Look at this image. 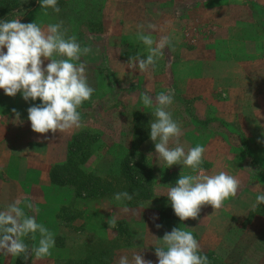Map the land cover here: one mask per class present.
Masks as SVG:
<instances>
[{
    "label": "rangeland",
    "instance_id": "374dc122",
    "mask_svg": "<svg viewBox=\"0 0 264 264\" xmlns=\"http://www.w3.org/2000/svg\"><path fill=\"white\" fill-rule=\"evenodd\" d=\"M36 1L0 0V17L8 16L6 13L10 10L13 15L20 13L23 7ZM251 1L57 0L61 10L54 13L58 22L63 21V25L72 28L82 47L90 46L96 51L95 56L91 51L90 55L80 58L97 64L95 69L89 70L93 88L103 100L96 127L106 129L110 137L116 138L118 134L121 140L118 145L108 141L116 158L130 156L134 113L137 110L145 114L138 118L143 120L142 131L146 135L138 152L146 160H143L144 165L149 166L143 167L141 176L150 177L152 193H148L144 201L140 199V203L148 208H161L164 199L168 201L165 198L168 188L175 185L179 175L196 174L183 164L167 167L155 153L150 139V123L155 117L151 114L153 108L142 104L144 93L154 99L160 92L173 89V103L168 110L181 125L180 143L185 145V150L203 145V158L208 162L203 160L200 167L206 173L225 171L240 181L237 195L225 200L220 209L205 205L198 220L180 221L171 215L161 221L159 230L148 234L147 239L160 242L164 233L173 227L190 231L199 242L201 254L211 252L213 264H264V214L250 213L258 206L253 207L257 194L264 190V143L258 142L264 141V88L251 79L250 83L245 71L246 63L252 61L249 59H255V55L264 57V22L261 20L264 11ZM241 5L244 8H237ZM19 6L22 7L17 11L12 10ZM230 8L237 16L242 15L240 10L243 9L260 19L256 26L262 37L257 40L235 38L242 32L248 34V27L227 21V17H217L218 24L211 17L214 12L220 13V9L228 16ZM149 23L155 25V29H148ZM138 24H144L145 32H151L155 39L161 35L173 37L172 44L156 60L155 68L150 67L146 72L128 69L129 57L147 55L146 46L137 40ZM106 66L112 71H104ZM261 66L257 70H264V61ZM107 108L110 113L104 112ZM258 123L262 128L254 135ZM174 146V141L170 140L169 147ZM169 207L172 214L171 205ZM65 215L63 217L71 221L72 211ZM82 237L88 238V233L83 232ZM121 237L138 242L137 250L146 251L145 231L141 226L125 225ZM154 263L157 264V259Z\"/></svg>",
    "mask_w": 264,
    "mask_h": 264
},
{
    "label": "clouds",
    "instance_id": "9594fccd",
    "mask_svg": "<svg viewBox=\"0 0 264 264\" xmlns=\"http://www.w3.org/2000/svg\"><path fill=\"white\" fill-rule=\"evenodd\" d=\"M41 9L51 8L59 13L57 0H38ZM47 15V11H45ZM137 40L147 48V55L128 58V69L146 72L155 68L156 60L162 57L164 49L172 44L171 35H161L155 39L151 32H145V25L138 24ZM148 29H155L149 23ZM63 21L49 23L42 27L36 22L22 23L20 19L0 20V89L14 97L18 92L25 101L39 98V104L27 108V119L32 131L40 134L63 132L81 125L80 106L89 101L94 88L88 83L86 64L80 57L89 54L90 46H81L76 36H67ZM6 49V51H5ZM45 60L47 64L45 65ZM174 90L160 92L153 99L147 93L141 95L144 107L153 108L155 117L150 123V139L154 142L155 153L167 165L183 164L196 174L179 175L175 185L168 188L166 196L172 210L180 221L198 220L203 206L211 205L220 209L225 200L235 197L240 181L225 171L206 173L200 166L203 163L205 147L196 145L185 150L180 143L181 125L172 118L168 110L172 105ZM19 121L20 113L11 110ZM47 139V137H44ZM170 140L175 146L169 147ZM264 143V141H258ZM134 194L128 191L114 194L116 201H131ZM264 204V190L256 196L257 205ZM34 205L29 197L22 196L0 210V252L21 257L27 261L33 254L37 259L51 255L55 246V235L35 216L28 215L25 209ZM155 215L153 219H155ZM111 229L117 228L116 218L108 220ZM160 228V224L155 225ZM38 243L29 246L24 237L31 234ZM155 247L157 264H209L206 255L201 254L199 242L190 231L173 227L159 239ZM118 264H153L139 253L131 259L127 255L119 257Z\"/></svg>",
    "mask_w": 264,
    "mask_h": 264
},
{
    "label": "crops",
    "instance_id": "0c3cea01",
    "mask_svg": "<svg viewBox=\"0 0 264 264\" xmlns=\"http://www.w3.org/2000/svg\"><path fill=\"white\" fill-rule=\"evenodd\" d=\"M252 1L264 11V0ZM20 7L22 6L14 7L12 10L17 11ZM237 8L244 7L241 5ZM45 11H47V15H45ZM219 11L220 13L214 12L211 16L216 23H218L217 17L222 19L227 17V21L231 20L234 23L248 27V34L245 35L242 32L239 36H235V38L257 40L262 37L257 32L256 22H261V20L264 22V15H262L261 20H258V18L253 17L243 9L240 10L242 13L240 16L233 14V8L228 9V16L224 14L223 10L220 9ZM10 13L11 10L6 13L8 16L4 15V17H0V20L8 17V19H20L22 23L34 21L42 27L47 26L49 23L58 22L54 17V13L56 12L51 8L47 10L41 9L38 0L32 5L23 7L20 13L14 15ZM63 28L67 29V36L73 35V30L70 26L63 25ZM91 49L92 54L95 56V49ZM249 60L252 61L246 63L248 70L245 68L249 81L251 79L264 88V70H257L262 67L264 57L257 58L255 55V59ZM47 62L45 60V65ZM79 62L88 63V66L86 64L88 83L91 87H94L89 70L95 69L97 64L86 58H80V61L77 63ZM103 70L112 71L108 66ZM254 82L253 84L255 85ZM255 95L257 94L255 93ZM101 97L104 98L105 96ZM242 97L246 98V95H242ZM96 98H98V94L97 90L94 89L91 99L85 101L80 106V127L55 134L51 132L40 134L32 131L30 121L27 119V108L33 104H39V98L35 101H32L31 98L25 101L19 92L14 97H10L4 94L3 89H0V210H4L8 204L18 197L27 196L34 207L32 210L25 209L26 213L35 216L38 223L43 224L55 235V246L51 249V255L37 259L33 254L25 261L21 257L5 255L0 252V264H58L65 257V253L77 252L81 241L84 239L93 243L97 242V240L111 242L117 239L115 249L110 258V264H118L119 257L122 255H127L131 259L134 252H140L143 258L151 260L153 263L157 259L154 249L156 246H159L160 242L156 241L157 239H153L154 241L152 242L147 238L150 232L159 230L162 227L161 221L164 218L160 213L161 208L157 206L148 208L144 206V203L127 205L125 201H115L104 194L97 196L79 195L72 188L56 186L50 180L51 168L56 164L66 162L70 142L75 135L82 131L97 134V142L102 140L105 143L100 144L102 143L101 141L94 146L95 149L84 163V167L101 178L110 171L109 169L114 163L117 154H114V151H112L113 146L108 141H113L114 146H116L121 140L117 137V132L116 138H114L108 135L106 129L100 126L99 128L96 127V119L99 115L98 113H100L98 110L103 111L101 108L103 100L101 101V98ZM13 108L20 113L19 121H17L15 114L11 111ZM109 109L112 111L111 107ZM109 109L107 108L104 112H108ZM234 116L232 117L234 118ZM224 119L226 121V118ZM261 128L262 126L258 123L253 134H259ZM45 136L47 139L44 138ZM130 145L131 141L129 148ZM203 160L208 162L206 158H203ZM70 210L72 211L71 221L64 218L66 216L65 213ZM73 212H75V216ZM154 215L155 219H153ZM113 217L117 220V228L111 229L108 225V220ZM148 218L152 220L149 221ZM156 224H160L161 227L156 228ZM123 225L124 227L126 225L131 228L137 225L143 228L145 231L144 245L146 251L137 250L138 242L121 237ZM83 232L88 233L89 237H82ZM36 236V241L31 239L30 234L28 237L23 238L24 242L31 247L38 243L39 233H36ZM106 241L104 245L107 244Z\"/></svg>",
    "mask_w": 264,
    "mask_h": 264
},
{
    "label": "trees",
    "instance_id": "16d2710c",
    "mask_svg": "<svg viewBox=\"0 0 264 264\" xmlns=\"http://www.w3.org/2000/svg\"><path fill=\"white\" fill-rule=\"evenodd\" d=\"M140 116H145V114L136 110L133 116V131L130 145L132 152L129 153L130 156L115 158L114 163L118 164V166L114 163L112 164L109 170H113L114 172L110 175L106 173L104 176L105 178H101L84 167V163L89 159L95 149L92 145L97 141L98 137L97 134L89 131H82L75 135L70 142L66 162L56 164L51 168V182L56 186L72 188L79 195L97 196L99 194H104L110 199H114V194L117 192L128 191L130 194L134 195L131 201L125 200L127 205L139 204L140 199L144 201V198L148 197V193L151 192L152 185L150 177L141 176L144 171L143 167L146 166L144 165V161L146 160L143 158V154L138 151L139 145L143 142L146 135H144L142 131L143 120H141V118L138 120ZM90 142L92 143L89 145ZM149 165L151 164L149 163ZM115 168H117L116 171ZM169 206V201L164 199V203L160 210L161 216L164 219H168L171 215L172 217H177L173 210L172 214L169 212ZM255 211L264 214V204L258 205L250 213L253 214ZM123 228L124 227H122V229ZM105 241L106 240H97V242L93 243L84 239L81 241V245L77 252L65 253V257L62 258L58 264H110V258L115 249L117 239L111 242L106 241L107 244L104 245ZM202 255H206L209 264H213L211 262L213 258H211V252Z\"/></svg>",
    "mask_w": 264,
    "mask_h": 264
}]
</instances>
